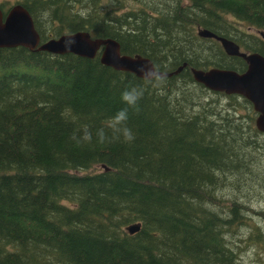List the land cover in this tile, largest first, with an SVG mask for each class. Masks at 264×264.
<instances>
[{
  "label": "trees",
  "instance_id": "1",
  "mask_svg": "<svg viewBox=\"0 0 264 264\" xmlns=\"http://www.w3.org/2000/svg\"><path fill=\"white\" fill-rule=\"evenodd\" d=\"M16 3L41 42L87 31L161 71L186 66L145 86L131 143L99 144L96 130L142 77L99 52L0 47V264H240L228 238L251 189L264 193V133L250 101L206 88L191 68L247 67L200 28L264 56V0ZM85 128L93 140L77 144Z\"/></svg>",
  "mask_w": 264,
  "mask_h": 264
},
{
  "label": "water",
  "instance_id": "2",
  "mask_svg": "<svg viewBox=\"0 0 264 264\" xmlns=\"http://www.w3.org/2000/svg\"><path fill=\"white\" fill-rule=\"evenodd\" d=\"M72 33H75L76 43L70 50L64 47L63 38L66 33L41 42L33 19L25 7L15 3L5 15L0 8V47L23 46L30 50H42L54 54L73 53L87 58H94L99 52L102 64L117 70L129 71L139 77H142L138 71L139 65L145 63L153 65L147 57L121 53L120 45L115 39L92 38L87 31ZM198 35L215 38L227 54L242 57L247 62V67L243 72L216 67L205 70L191 68L194 80L210 90L237 94L250 101L257 113L255 125L264 133V56L258 52L241 50L234 41L207 29L200 28ZM184 66L185 63L172 72H166L167 76L177 74ZM139 228V224H131L127 226V231L132 234Z\"/></svg>",
  "mask_w": 264,
  "mask_h": 264
},
{
  "label": "clouds",
  "instance_id": "3",
  "mask_svg": "<svg viewBox=\"0 0 264 264\" xmlns=\"http://www.w3.org/2000/svg\"><path fill=\"white\" fill-rule=\"evenodd\" d=\"M63 39L64 47L67 50H70L76 43L75 33L72 32L66 33ZM138 71L143 78V85L131 84L121 93L120 98L124 107L119 109L101 128L96 130L97 143L106 144L113 140L131 143L135 139L132 129L128 127V121L132 113L140 110V102L146 90L145 86L159 88L167 79V73L151 63L139 65ZM72 139L77 144L91 143L93 140L92 130L85 128L82 136L74 134Z\"/></svg>",
  "mask_w": 264,
  "mask_h": 264
},
{
  "label": "rangeland",
  "instance_id": "4",
  "mask_svg": "<svg viewBox=\"0 0 264 264\" xmlns=\"http://www.w3.org/2000/svg\"><path fill=\"white\" fill-rule=\"evenodd\" d=\"M16 2L0 0V8L5 12ZM261 164L263 169L264 160ZM260 194L257 187L251 189L252 200L246 202L242 211L244 218L237 224L236 232L229 233L230 245L240 257V264H264V193Z\"/></svg>",
  "mask_w": 264,
  "mask_h": 264
}]
</instances>
